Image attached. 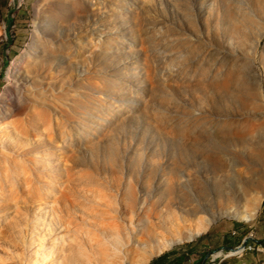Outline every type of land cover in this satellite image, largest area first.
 <instances>
[{
  "label": "rangeland",
  "instance_id": "rangeland-1",
  "mask_svg": "<svg viewBox=\"0 0 264 264\" xmlns=\"http://www.w3.org/2000/svg\"><path fill=\"white\" fill-rule=\"evenodd\" d=\"M205 199L144 264H264V0H0V264H136L99 217Z\"/></svg>",
  "mask_w": 264,
  "mask_h": 264
},
{
  "label": "bare ground",
  "instance_id": "bare-ground-1",
  "mask_svg": "<svg viewBox=\"0 0 264 264\" xmlns=\"http://www.w3.org/2000/svg\"><path fill=\"white\" fill-rule=\"evenodd\" d=\"M191 207L193 209L192 213L186 212L181 214L173 212L166 216H158L157 220H151L149 217L143 228H136L137 218L132 211H130L127 217L129 225L122 222H112L114 223V228H111L110 221L108 222L100 217L99 220H96V223L97 225L101 224L100 227L102 228H108L111 233L117 236L116 242L119 245L118 248L127 244L128 250L132 251L133 255L138 259L136 264H144L152 253L168 247L174 241L194 236L195 233L202 231L213 222L219 214L226 212L209 199L200 202V209L192 205ZM205 211H208V213L206 214ZM97 213L106 219L111 218L115 221L119 216H122L120 211L112 215L109 208L101 209ZM120 233L123 235H120ZM234 249L238 250L242 248L236 247ZM118 252L119 250L115 252L117 256L115 257L116 260L119 259L121 261V256H118Z\"/></svg>",
  "mask_w": 264,
  "mask_h": 264
},
{
  "label": "water",
  "instance_id": "water-1",
  "mask_svg": "<svg viewBox=\"0 0 264 264\" xmlns=\"http://www.w3.org/2000/svg\"><path fill=\"white\" fill-rule=\"evenodd\" d=\"M249 239H250L249 236L245 237V238L243 239L242 243H241L239 246H237V248H239V247L244 248L245 245H246V243L248 242ZM231 250H233V248H231ZM206 257H207V256H206ZM206 257H205V258H206ZM204 261H205V260H204Z\"/></svg>",
  "mask_w": 264,
  "mask_h": 264
},
{
  "label": "trees",
  "instance_id": "trees-1",
  "mask_svg": "<svg viewBox=\"0 0 264 264\" xmlns=\"http://www.w3.org/2000/svg\"><path fill=\"white\" fill-rule=\"evenodd\" d=\"M188 253L187 252H183V254H182V257L184 256V255H187ZM180 260V259H179ZM199 264V263H198Z\"/></svg>",
  "mask_w": 264,
  "mask_h": 264
},
{
  "label": "built area",
  "instance_id": "built-area-1",
  "mask_svg": "<svg viewBox=\"0 0 264 264\" xmlns=\"http://www.w3.org/2000/svg\"><path fill=\"white\" fill-rule=\"evenodd\" d=\"M244 249H245V247H244V248H242V250H244ZM242 250H241V251H242Z\"/></svg>",
  "mask_w": 264,
  "mask_h": 264
}]
</instances>
